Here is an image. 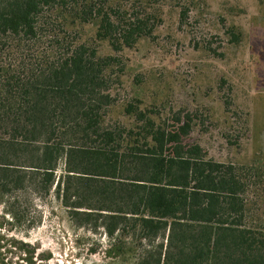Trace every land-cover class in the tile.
Segmentation results:
<instances>
[{
  "label": "trees",
  "instance_id": "trees-1",
  "mask_svg": "<svg viewBox=\"0 0 264 264\" xmlns=\"http://www.w3.org/2000/svg\"><path fill=\"white\" fill-rule=\"evenodd\" d=\"M167 1L0 0V205L20 225L29 191L54 194L133 264H264V165L209 157L194 117L131 78Z\"/></svg>",
  "mask_w": 264,
  "mask_h": 264
},
{
  "label": "rangeland",
  "instance_id": "rangeland-1",
  "mask_svg": "<svg viewBox=\"0 0 264 264\" xmlns=\"http://www.w3.org/2000/svg\"><path fill=\"white\" fill-rule=\"evenodd\" d=\"M183 6L188 11L181 20ZM164 9L155 37L130 56L131 78L138 75L142 86L160 87L174 110L194 117L191 136L209 157L264 165V4L168 0ZM231 25L242 32L241 40L231 39ZM26 195L29 220L20 225H13L0 205V260L27 264V251L33 250L35 264L134 263L132 256L109 257L103 230L77 226L54 194ZM13 240L19 244L12 246Z\"/></svg>",
  "mask_w": 264,
  "mask_h": 264
}]
</instances>
